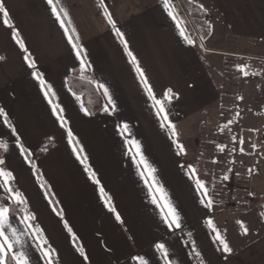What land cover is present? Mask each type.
I'll return each instance as SVG.
<instances>
[{"label":"crops","instance_id":"obj_1","mask_svg":"<svg viewBox=\"0 0 264 264\" xmlns=\"http://www.w3.org/2000/svg\"><path fill=\"white\" fill-rule=\"evenodd\" d=\"M189 1L204 11L206 38L182 0H169L168 10L163 0H53L64 10L63 28L48 0H0L9 20L5 25L0 13V170L11 173L0 176V207L13 204L5 234L16 230L29 264H49L43 255L49 249L51 264H139L134 257L146 264H264V194L233 206L232 195L213 183L201 195L185 161L191 148H183V138L221 101L206 56H264V0ZM73 71L99 88L98 113L89 114L69 89ZM225 151L206 148V164H227ZM240 159L235 152L234 163ZM168 203L179 228L164 222Z\"/></svg>","mask_w":264,"mask_h":264},{"label":"rangeland","instance_id":"obj_2","mask_svg":"<svg viewBox=\"0 0 264 264\" xmlns=\"http://www.w3.org/2000/svg\"><path fill=\"white\" fill-rule=\"evenodd\" d=\"M225 53L206 56L221 101L207 111V121L206 114L202 116L193 136L183 138V148H191L185 161L203 182L202 190L207 184H221V193L232 195L230 202L237 206L245 198L256 202L264 194V56ZM206 148H225L227 164H206ZM235 152L241 158L236 164ZM235 173L242 176L236 178Z\"/></svg>","mask_w":264,"mask_h":264},{"label":"snow or ice","instance_id":"obj_3","mask_svg":"<svg viewBox=\"0 0 264 264\" xmlns=\"http://www.w3.org/2000/svg\"><path fill=\"white\" fill-rule=\"evenodd\" d=\"M48 3L50 5H53V0H48ZM99 3L101 5H103V0H99ZM163 4H164L165 9L168 10L169 9V0H163ZM52 12L56 16V19L58 21H60L61 27L63 28L65 26V24H64V20L61 19V15H60L62 12H64L63 8H60L59 11H58L57 8L53 5ZM0 13H2L3 16H4L3 23L5 25H9V20L7 19L8 13L4 9L2 4H0ZM168 14L174 20L177 18L176 14H174L172 11H169ZM64 15L67 16V13H64ZM107 18H108L109 24H112L113 27H115L111 17H107ZM177 27L178 28L180 27L179 23L177 24ZM65 34L68 35V29L67 28H65ZM116 34H117V36L120 37L121 42L124 43L125 51H127V43L124 42L123 34L120 33L119 30H117ZM180 34H181V36H184V31L181 30ZM12 35H13L14 38H16L18 36V33L16 32L15 29L12 30ZM68 39H69V43L72 44L73 49L77 50L78 49V45L76 43H73L72 37L69 36ZM185 39L187 40L186 36H185ZM188 42L192 43L191 40H188ZM17 43L20 45L21 48L24 47V44H23V42L21 40L17 39ZM76 54H77V58H80L81 52L79 50L76 51ZM128 55L131 56L132 54L130 52H128ZM25 59H27V57H25ZM132 63L133 64L136 63L135 62V57H132ZM31 66H34V65H31ZM83 67H84L83 61H81V68L83 69ZM135 71L141 77V79L143 81V84L145 85V87L147 89L149 98L151 100H153V102H154V106H156V105L159 106L158 115L160 113H163L164 112V108H163L162 102L160 100L156 99V97L153 95L152 89H151V87L148 86L147 80L144 79V73L142 72V70L139 68L138 65H136ZM244 74L247 75L248 73L245 72ZM33 75L37 76V78L40 79L38 77L37 73L34 72ZM40 84H41L42 87L44 86V80L43 79H40ZM100 87L103 88L104 86L100 85ZM49 91H51L50 87H49ZM104 92H105V95L107 96L108 95V90L106 88L104 89ZM170 92H171V89H168L164 93L165 98L169 97V93ZM45 95H47V93H45ZM53 111L55 113L57 111V109L54 108ZM0 114H2V110H0ZM162 119L163 120H167V115L166 114L163 115ZM161 126L163 127V124ZM124 127H125V130H126L127 126L125 125ZM175 134H176L175 130L173 129V135H175ZM69 137H71V133L70 132H69ZM242 142L243 141H241V143ZM132 143H135V142L133 141ZM253 147H255V145H253ZM182 150H183V148L181 146V151ZM241 151H243V149H241ZM141 161L145 165H147V161H145L142 156H141ZM0 163H3V161H0ZM85 170L86 171L88 170L87 166H86ZM151 171H154V170H151ZM0 176L10 177L11 173L10 172H3L2 170H0ZM225 179H227V177H225ZM96 182L99 183L98 181H96ZM5 183H7V181H5ZM196 186H197L198 190L204 189V184L199 179L196 180ZM100 191L102 193V197L101 198L104 199L103 189L101 188ZM161 191H162V189H161ZM201 195L206 196L207 195L206 191L201 192ZM15 199L17 200V202L23 203V199H22L21 194L19 192L15 193ZM165 199H166V196H165ZM152 202L156 203V199L154 198ZM107 204H108V201H106V206H107ZM166 206L168 207L169 211L165 215L164 222L168 225L169 228H172L173 225L176 228H179L180 227V223H179L180 217L177 214L175 208H173L170 203H168ZM207 206L209 208L211 207V200L208 201ZM112 211H115V210L112 209ZM8 213H9V209L7 207H0V264H7V260L9 258L11 259L13 264H29V257L27 256L26 252L22 249L21 240H20V237L17 236L16 230L12 229V236L11 237H9L8 235L5 234L6 227H10ZM24 219H25V221H27V220L31 219V217H27L26 216ZM116 220L117 221L120 220V216L118 214L116 215ZM238 223H240V222H238ZM207 224L216 233L215 238L222 245L223 250L225 252H230L231 249H230L229 245L221 237L219 231H217L213 227V222L211 220H208ZM65 227L68 228L67 224H65ZM68 231H69V233H71V231H72L71 228H68ZM246 231H247V229H245V232ZM36 235H39V231H37ZM17 246H21L20 250H17ZM156 248L158 250H160L165 256H167V250H166L165 245L163 243L156 244ZM77 250L81 251V255H83V251L82 250H80V249H77ZM51 252H52L51 249L43 251V255L45 257H49V264H51V261H50ZM133 259H138L139 260V264H146V261L144 260L143 257H134Z\"/></svg>","mask_w":264,"mask_h":264},{"label":"trees","instance_id":"obj_4","mask_svg":"<svg viewBox=\"0 0 264 264\" xmlns=\"http://www.w3.org/2000/svg\"><path fill=\"white\" fill-rule=\"evenodd\" d=\"M182 3L194 24L200 30L202 38H206L209 35V25L206 21L204 11L189 0H182ZM67 84L69 89L80 98L89 114L94 115L101 110L103 96L94 82L78 77L76 71H73L67 76ZM14 209L13 204H10L9 213H13Z\"/></svg>","mask_w":264,"mask_h":264}]
</instances>
